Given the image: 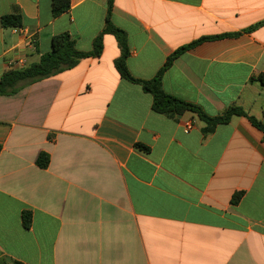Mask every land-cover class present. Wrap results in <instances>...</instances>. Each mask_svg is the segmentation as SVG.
I'll list each match as a JSON object with an SVG mask.
<instances>
[{
    "label": "crops",
    "instance_id": "crops-1",
    "mask_svg": "<svg viewBox=\"0 0 264 264\" xmlns=\"http://www.w3.org/2000/svg\"><path fill=\"white\" fill-rule=\"evenodd\" d=\"M52 8L0 0V79L40 62L59 34L93 50L109 0ZM10 14L30 38L2 25ZM111 21L139 80L214 37L174 59L163 89L211 117L236 106L264 125V0H112ZM103 44L100 57L0 96V264H264V133L244 116L204 134L197 113L156 112L117 71V38Z\"/></svg>",
    "mask_w": 264,
    "mask_h": 264
},
{
    "label": "trees",
    "instance_id": "trees-1",
    "mask_svg": "<svg viewBox=\"0 0 264 264\" xmlns=\"http://www.w3.org/2000/svg\"><path fill=\"white\" fill-rule=\"evenodd\" d=\"M71 0H53V15L58 17L67 12L70 8ZM112 0H109V9L106 18V26L103 32L95 39L93 50L90 52H82L76 48L75 41L68 33L59 34L52 39V51L41 57L40 62L26 66L20 69H14L5 73L0 79V96L14 95L24 86L35 83L37 81L52 77L65 70L75 67L78 62L87 57H100L103 53V37L105 34H113L119 41L122 54L115 62V66L120 76L132 83L142 86V88L153 96V109L156 112L175 116L183 114L187 111L197 113L199 117L207 124L204 128V134L212 133L219 124H226L231 121L234 116L247 117L251 123L264 133V125L255 117L250 116L241 107H230L223 114L211 117L203 112V110L189 102L178 99L163 89L162 78L164 73L171 67L174 59L183 53L187 48L196 46L200 42L214 37H203L188 46L178 49L161 68L156 76L151 80H139L132 76L127 65V59L130 55L127 35L124 31L115 27L111 21ZM2 25L5 27L21 26L22 20L19 15H4L1 18ZM1 152V146H0ZM49 157L41 154L38 158V165L41 168H47L49 165ZM243 193L239 192L233 196L232 203L237 204L242 199ZM23 226L30 229L32 226L33 215L31 211H24L22 215ZM21 264V263H17Z\"/></svg>",
    "mask_w": 264,
    "mask_h": 264
},
{
    "label": "built area",
    "instance_id": "built-area-1",
    "mask_svg": "<svg viewBox=\"0 0 264 264\" xmlns=\"http://www.w3.org/2000/svg\"><path fill=\"white\" fill-rule=\"evenodd\" d=\"M13 31L16 34H24L25 36H29V38L31 37L29 31L27 30V28L23 27V26H16L13 27Z\"/></svg>",
    "mask_w": 264,
    "mask_h": 264
}]
</instances>
